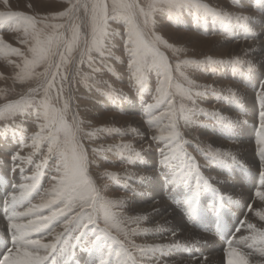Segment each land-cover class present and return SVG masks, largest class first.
Returning <instances> with one entry per match:
<instances>
[{
	"label": "bare ground",
	"instance_id": "obj_1",
	"mask_svg": "<svg viewBox=\"0 0 264 264\" xmlns=\"http://www.w3.org/2000/svg\"><path fill=\"white\" fill-rule=\"evenodd\" d=\"M199 1L217 12H235L238 15L240 14L230 3V0ZM69 2L65 3L64 0H56L54 3L41 2L40 0H8L7 8H5L3 4H0V12H4L7 9L8 11H15V9L19 8L20 11L25 12L26 15L31 14L29 13L31 10L27 7L29 4L31 5L30 8L38 10L40 14L49 16L52 14H59L62 9L68 6ZM241 3L245 10L243 14L254 16L256 19H258V17L262 18L258 23L250 20L248 25L254 32L260 34L256 35V40L264 41V32H260L261 29H264L263 13L260 11L258 13H253L254 11L249 13L247 8L249 7L248 5H250V0H241ZM261 11L264 12V8L261 9ZM159 16H161L162 19L160 18V20H158ZM155 20L158 26L156 34L160 35L173 47L182 49L178 54L179 59L192 57L195 60L211 58L216 61H228L237 58L253 59L264 56V44L259 46L258 42L255 41H240L241 38L234 34L242 28L238 30H234L233 28L230 35L228 32L222 35L220 31L224 32L223 29L217 27V25L220 24L219 20H215L211 16L201 17V15L193 9L182 10L178 16L172 17L169 16L167 11H161L156 15ZM76 21L78 23V20ZM168 23H171L173 27L180 28L181 30L176 31L174 29H168L164 26ZM124 29V40H126L127 25ZM90 30L91 21L88 25V31ZM12 33V38H8L5 35L2 37L9 39V43L16 45V39L21 37V44L23 46L20 47L17 45V50L20 51L22 48L23 51H21V53L25 59L28 56V46L23 38V33L20 35L16 32ZM109 41L110 40H108V42ZM108 44L111 45V50H114V47H116V43L114 42L112 43L110 41ZM253 47L257 48L254 52H252ZM245 51L250 52L251 55L245 56ZM7 54L8 52L4 49H0V87L6 86L15 88L19 80L17 78L19 70L17 65L21 66L24 60L17 56H15L13 60L10 58L7 59V57L5 58ZM115 60L117 64L113 65L114 69L117 70L116 73L121 72V75H117L116 84H112L110 80L104 78V74H101V71H89V75H86L94 79L102 76V82L107 84L108 87H112V90L118 92L116 97H119V100L116 102L114 100L108 101V97L103 96L104 93L97 99L95 93L90 92V90H88V96H85L87 92L79 93V86L77 83H74L73 87H70L68 92L73 90L75 93V95L70 96V103L75 110L74 119L77 126L76 128L78 129L77 135L79 139L82 138L89 144L88 148H86L89 156L88 166L92 168L94 164H99V162L101 164V160L110 161L113 165H120L117 167L110 166L107 171H111L113 174L124 173L127 175L125 178L119 176L124 178V180L121 179L117 184H113L112 186L108 184V190L112 192L110 188L115 190L114 187L116 186L119 189L128 190V195L120 194L115 192L117 191L115 190L112 192L114 196L109 197L106 193L108 190H106L105 193L103 188L98 191L101 197L107 198L105 202H112L114 205L112 211L121 215L124 209V214L127 215L129 219L127 224L122 227L128 234L127 240L135 243L136 246L171 243L173 239L184 244H198L194 249L189 247L187 249L172 251L170 255L162 258L161 264H226V250L229 247L227 240L228 237L232 235L230 241L233 244L239 243L241 245V250H245L250 255V264H258V262L264 260V257L251 255L252 250L248 248V244L251 243V240L243 239L244 237H250L251 233H249L246 228L238 233L236 232L241 220L245 218H247L248 222L255 224L257 228H264V222L259 221V219L254 216V213H247L250 203L253 204L254 211L264 208V205H260L259 202L253 203V194L260 186L259 169L261 167V161L257 154V141L260 136L258 117L262 106L257 96L261 91V84L264 83V67L249 74L243 70L228 66L230 68H226V75L224 76L229 82L226 79H224V81L220 78L218 79V77L204 79L200 74L193 75L187 69L183 70V75L194 83L197 85L203 83L202 86L210 85L218 92L222 93V97L226 94L228 95V89L242 95L241 104L237 105L231 100L227 103V100L224 99L226 103L224 102V106L220 105L221 108L217 107L219 103H215L214 100L211 102V97L208 95H202L199 98L194 95L196 98L195 100L199 104L202 105V102H207V105L203 108L205 111H217L222 115L228 116L233 121L231 127H224L213 120L214 123L212 122L210 127L206 126L207 130L204 132L206 136L201 137L193 133V124V126H191V124H186L185 121H182L183 124L180 122L177 124L182 130V136L189 137L188 139L184 137L185 140L190 141L193 145L203 146L204 148L210 146L213 149H220L221 151H231L236 155L240 165H242H225L217 162L208 166L203 165V163L197 160L199 176L207 179L208 183L205 184L203 180H201L199 187L196 189L197 195L193 201L192 193L195 183V174L186 172L180 183L176 186H170V180L180 169L181 163L176 162L178 160H173L168 166L161 167V171H156V164L154 162L155 153L159 148L163 147V143L144 142L147 136L152 137L153 135L160 134L157 128L148 125L147 120L151 119V115L153 114L160 116L162 112L154 110L150 115L145 106L151 101L152 96H156V93L151 92L147 83L143 84V87H141L139 81H133L129 75L128 63H125L123 67L124 60H118L116 57ZM203 66H206V73L214 74L215 70L210 69V67L213 68V66L207 64ZM77 68H74V72L77 71ZM42 69L43 68L40 70ZM257 73L262 74L257 78ZM125 75H127V77H125ZM228 77L231 80H229ZM156 78L159 80L158 77ZM251 81L254 82V87L252 84H246ZM27 87L29 86L27 85ZM193 89V93L203 91V88L199 89L198 87H194ZM40 92H42V95L36 97L39 101L44 99L43 89ZM68 92L65 91V99L69 97V95H66ZM56 95L57 93L55 92L51 93L50 98L53 100L52 106L57 109H62L63 102L57 103L54 99ZM28 117L26 113V115H23L20 121L16 123V126H9L7 127V132L0 133L3 139L0 140V263L2 264L3 259L1 258V254L4 253L5 249L10 248L9 251L13 252V255H15L13 249L16 247L12 244L11 233L6 227L8 210L4 207V201L11 194H18L16 190L21 185L20 183L23 182V172H25L31 164L28 160H31V162L34 161V159L36 161V158L39 162L41 160V157H36L37 155L35 154L38 150L35 153L31 148H25L24 151H20L22 144L31 143L30 138L39 131L38 124L43 123L42 119L36 121V132L30 134L29 130H31V127L29 126L30 124L27 123ZM142 117L147 120L143 121ZM191 123L193 122L191 121ZM194 123L196 124V122ZM86 125H89L88 129H91V132L95 134L91 137V140H89V138L86 140L83 133ZM98 128H106L107 130L118 129L119 131H109L105 134H99L100 131H98ZM148 128H150V130ZM115 133L116 136H113ZM165 134L167 133L165 132ZM1 143H5V145ZM123 144H131L133 150L140 151L142 153V159L135 161L132 165H127L126 160L119 152L116 154L117 150H114L116 146ZM86 146L87 145H85V147ZM156 146L157 149L155 148ZM109 148L113 150L111 153L108 150ZM93 149H97L99 156H104L100 161L99 159L96 160L93 158V154H95ZM145 149H147V151H145ZM154 149H156V151H154ZM41 150L44 149L41 148ZM17 152H19L24 160L22 162H17V170L13 172L12 159L10 160L9 157L6 159V156L3 154L12 153L14 155ZM122 163L123 165H121ZM154 169L155 171H153ZM141 176H145V178L140 180ZM130 177L135 178L132 179ZM95 182L98 187L101 188V182L99 180H95ZM53 184L54 180L48 187L50 188ZM203 196H207V201L211 203L213 207L222 206L226 210L229 225L225 230L221 231V227L218 226L216 208L210 207L208 211H198L197 201H200L198 199H203ZM122 201L124 203H120ZM23 210H26V207L22 209V211ZM137 217H141L142 219L137 220ZM22 222L26 223L27 221L25 220ZM128 227L130 229H128ZM157 228H162L164 231L157 232ZM134 229H136L138 233L144 235L145 239L134 236L132 234ZM144 229L148 231L144 232ZM209 229L213 230L214 233L211 235L202 233L203 230ZM173 232L178 233V235L173 237ZM221 233L227 239L225 243L222 239H218V241L215 239L219 237ZM233 237H235V239H233ZM32 238H35V236ZM42 240V242H50L46 240L44 236ZM10 245L12 247H9ZM80 245L81 244L78 243L75 249L68 250L67 253L58 247L57 251L54 252L53 256L49 259H54L57 262L60 259V263H63V261H76L77 258L78 264H99L100 253L102 249L106 248L105 246L107 243L105 237L101 236L100 239L88 249L83 248V245L79 248ZM197 256L207 257V260L194 261V257ZM135 257V261L137 258L141 261H136V264H152V257L150 255L141 257L139 253V256ZM106 259L111 261V264H118L119 260L118 257L112 256L111 254L107 255ZM57 262L54 264H57Z\"/></svg>",
	"mask_w": 264,
	"mask_h": 264
},
{
	"label": "snow or ice",
	"instance_id": "obj_2",
	"mask_svg": "<svg viewBox=\"0 0 264 264\" xmlns=\"http://www.w3.org/2000/svg\"><path fill=\"white\" fill-rule=\"evenodd\" d=\"M68 3L69 0H64ZM233 7L240 14L217 12L207 5L201 4L199 0H71L70 7L67 11L60 12L57 16L37 18L30 15H25L21 12H0V25L12 24L17 33H23V38L28 46V52L31 54V60H25L23 54L16 48L10 47L4 43L3 37L0 36V48L6 49L8 53L14 54L24 60V72L31 78L30 71L44 65L45 71L40 75L44 77L43 96L44 99L36 102L35 114L37 120H43V123L38 124L39 131L33 135L31 143L22 144L20 151L25 148L33 149L35 153L40 149L42 143L47 144L48 157L56 155L58 162L55 167L56 177L54 184L46 190L40 198L39 203H31L32 194L39 187L42 169L47 163L45 157L41 163L35 165V170L30 176H23V182L16 191L18 194L9 195L4 201V207L8 210V218L6 227L11 233V242L14 246L13 252L9 251L3 255V264H52L50 257L57 251L58 247L68 252L70 247H75V242L80 241L85 229L89 225L94 226V239L91 243L94 245L101 236H107L117 243L121 249H125V245L112 235V229L117 233H123L125 240L128 234L121 227L122 218L112 208V202L102 201L93 186L91 179L87 174L88 159L83 149L79 144L76 133L65 122V116L69 111L70 97L65 99V86L71 87V78L67 72V66L72 62L74 51L80 44L81 33L78 24L73 23L76 18V13L81 9L86 15H90L91 21V43L88 47V52L99 53L101 59H105V52L110 49H105V38L109 36L108 24L109 21L120 22L123 20L127 25L126 40L124 48L128 55L129 75L133 81H139L143 87L146 73L150 70H156L159 79V87L157 88V96L154 102L146 105V110L151 115L154 110L160 108L162 104H166L167 110L162 111L160 116L151 115V119L147 120L150 127L157 128L160 131L159 135H153L151 140L155 143H163V147L159 148V165L166 167L173 160H182L180 169L176 175L170 180V186H176L183 179L185 171L195 174V183L193 185V201L197 195L196 189L199 187L201 180L205 184L207 179L199 176L198 165L195 159L184 151V144L180 131L177 128L178 119L173 104V69L168 63L167 57L161 51V47L173 55H178L182 49L175 48L167 43L160 35L156 34L157 24L155 17L161 11H167L169 16H178L182 10L193 9L201 15V17L211 16L225 25L239 26L244 28L248 35L245 37L249 42H258V45L264 44V41H257L256 35L249 28L248 22L254 19V16L245 15L244 7L241 0H231ZM5 8L8 7V0H0ZM43 20H68V24H49L43 23L37 27V21ZM65 30L69 32V38L65 39ZM260 32H264L261 29ZM51 33V34H48ZM117 35V33H111ZM29 37L31 40L29 41ZM239 42V41H237ZM110 43V41L108 42ZM257 48L253 47L252 52ZM251 53L245 51V56H250ZM115 59V57H112ZM58 60V62H54ZM119 62V61H118ZM89 66L94 72H99L100 69L94 67V61L89 58ZM207 64L215 66L217 64H231L235 68L245 71L246 73H254L261 67H264V56H259L253 59L237 58L231 61H216L209 58L207 61H183L185 66L189 64ZM54 69V70H53ZM109 70H111L109 66ZM178 73L181 71V65L178 63L175 69ZM187 80V77H185ZM106 83V82H105ZM189 86L203 88V91L192 93L182 88L176 89V95H183L187 100H190L193 105L196 101L193 99L204 95L206 92H212L214 95H221L212 86H196L191 80H187ZM261 91L257 96L259 103L262 106L258 120L260 136L257 141L258 156L261 161L259 169L260 186L254 192L253 203L259 202L264 205V83L261 84ZM227 99L235 102L237 105L242 102V95L231 89H228ZM34 93L39 94L40 89H34ZM57 93L54 98L57 103L63 102V108L57 109L52 106L51 93ZM34 105L28 102L18 104H8L4 109H0V119H14L16 116H23V108L31 109ZM191 116L195 117L203 115L214 120L224 127H231L233 121L225 115L217 111H205L193 107ZM180 117L185 122H191L189 117L185 116V110L181 109ZM78 131V129H77ZM98 131L118 132V129H99ZM165 132L167 134H165ZM93 137L95 134L89 132L87 134ZM143 138V137H141ZM112 151L111 148L108 149ZM116 150L126 160L128 165H132L137 160L142 159L140 151L133 150L131 144H123L116 146ZM147 151V149H145ZM198 153L210 163H221L225 165H240L236 155L231 151H221L213 149L210 146L204 148L197 146ZM97 153V149H93ZM13 162L12 171L17 170V162H22L23 157L17 152L11 158ZM31 163V160H28ZM242 166V165H240ZM135 178V177H130ZM145 176H141L143 180ZM231 199V198H228ZM120 203H124L123 201ZM30 205V206H29ZM26 207V210H23ZM247 213H254V216L259 221L264 222V208L260 210L253 209V204L248 205ZM137 220L142 219L137 217ZM27 221L26 223L22 221ZM104 227H100V223ZM246 228L250 237H244V240H251L248 248L252 250L251 255L264 257V228H257L253 223L248 222L247 218L241 220L237 233ZM147 232V229L143 230ZM157 232L164 231L162 228H157ZM36 234H41L50 242H42L41 239H33ZM133 235L139 234L136 229L133 230ZM178 233L173 232L172 236ZM235 239V237H233ZM229 247L226 250V264H250V255L241 250L239 243L233 244L228 242ZM198 244H184L173 239L171 243L134 246L137 247L141 257L151 256L152 264H161L163 257L170 255L172 251L178 249L195 248ZM111 253L110 248L102 249L100 253L99 264H111V261L106 259V256ZM70 254V253H69ZM117 257H127L126 260L119 261L118 264H136L135 259L125 249L123 253L117 252ZM195 260H207V257H194ZM264 264V260L258 262Z\"/></svg>",
	"mask_w": 264,
	"mask_h": 264
},
{
	"label": "rangeland",
	"instance_id": "obj_3",
	"mask_svg": "<svg viewBox=\"0 0 264 264\" xmlns=\"http://www.w3.org/2000/svg\"><path fill=\"white\" fill-rule=\"evenodd\" d=\"M40 1L41 2L54 3V1H56V0H40ZM69 1L70 2L68 4V6L65 9H62V11H67L68 7H70L71 0H69ZM200 3L201 4H204L202 2H200ZM30 6L31 5H29V4L27 6L31 10V11H29V13H31V14H27V15H30V16L33 15L34 17L42 18V17H53V16H57L58 15V14H52V15L47 16V15H44V14H40L38 12V10L33 9V8H30ZM208 8H209V6H208ZM6 11H8V9ZM6 11H4V12H6ZM247 11H249V13H252L253 12L252 9H250L249 7L247 8ZM12 12H21V13H23V14L26 15V13L23 12V11H20L19 8L15 9V11L12 10ZM249 16H251V15H249ZM160 18L162 19V17L159 16L158 17V20H160ZM213 19H215V18H213ZM76 20H78V23H77ZM215 20H217V19H215ZM252 20L258 23V22H260L262 20V18L261 17L260 18L258 17V19L254 18ZM74 22H76L79 25V27H80L81 40H80L79 46L77 47V49L73 53L72 62L67 66V72H66V74H68L70 76V78H71V87H73V84L74 83H77L78 86H79V90H78L79 93L80 92L81 93H86L87 92L85 94V96H88V90H90V92H94L95 93V97L97 99H99L100 98L99 96H101L104 93L103 96H107L108 99H109L108 101L114 100L116 102L117 100H119V97H116V94H118V92L112 90V87H108L107 84H104L102 82V78H103L102 76H100L97 79H94L93 77L87 76V75H89V73H88L89 71H93L91 69L92 67L89 66L88 60H89V58H91L95 62L94 63V66H96L97 68L100 69L101 74H104L103 75L104 78L110 80L112 84L113 83L116 84L117 83V77L119 75H121V72L120 73H116L117 70L114 69V66L113 65H116L117 62H116L115 59L112 58V56H115L118 60H124L123 61V67H124V64L125 63L126 64L128 63V59H129L128 58V55L126 54L125 48H124V42H125V40H124L125 39V35H124L125 32H124V30L125 29L124 28L126 27V23L123 20H121L120 22L111 21V20L109 21V24H108L109 36L105 38V49H110V52L109 51H106L105 52V59H101L99 53H97V52L94 51L91 54H89V52H88V47H89V45L91 43V30L88 31V25L90 23V15H86L84 13V11L81 9L78 13H76V18L73 21V23ZM43 23H49V24H52V23H55V24L64 23V24L67 25L68 24V20L65 19V20L61 21V20H51V19H49L48 21H43V20H39L38 19V21H37V27H40ZM219 23L220 24H218L217 27L218 28L221 27V29H224V30L225 29L226 30H232L233 28L235 29L236 27H239V26L225 25V24H223L221 22H219ZM164 26L167 27L168 29H174L176 31L177 30H181L180 28L173 27L171 25V23L165 24ZM14 28H15V26L12 25V24H10V23L9 24H4V25H0V35L1 36H4L5 35L8 38H12V35H13L12 32H14V33L16 32L14 30ZM61 31L64 32L65 39H68L69 38V32L68 31H65V30H61ZM21 33H17V34L20 35ZM111 33H117V35H114L113 36V35H111ZM48 34H51V33H48ZM16 40H17V45L18 46H20V47L23 46L21 44V41H22V38L21 37H18V39H16ZM30 40H31V37H29V41ZM108 40H110L112 43L113 42L116 43V47H114V50H111V45L108 44ZM3 41H4V43L8 44L10 47L17 49V45L16 44H13V43L12 44L9 43V41H10L9 39L3 38ZM0 49H3V48H0ZM4 50L6 52H8L6 49H4ZM21 51H23L22 48L20 49V52ZM161 51L167 57L168 63L170 65V67L173 69V71H172V77H173L174 87L170 91H171L172 96H173V104H174V108H175V111H176V117H177L178 121L181 124H183V122L185 121L183 118L180 117V111H181V109H184L185 110V116L186 117H189L190 118V121L193 122V123H191V122H187V123L185 122V123L186 124H191V126L194 125L192 127L193 128V130H192L193 133L197 134L198 136L205 137L206 135H204V132H205V130H207L206 129V126L210 127L211 126L210 124H212V122L214 123V121L212 119H209V118L203 116V115H198V116H195V117H192L191 116V111L190 110L193 107H197L198 109H203L207 105V102H202V105H204V106H202L201 104H199L195 100L196 103H195V105H193L192 102L190 100L185 99L183 97V95H176V89L177 88H182V89H185L187 91H191L192 93L194 91V89H193L194 87L189 86L188 83H187V80H190V79L187 77V80H186L185 79L186 76H184L182 72H183L184 69H187L193 75L200 74L201 77L204 78V79H211V78L218 77V79L220 78L221 80L224 81V79H226L225 76H224V75H226V71H225L226 68L228 66H230V67H234V66L231 65V64H217L216 66H213V68L210 67V69L215 70V72H216V73L214 72L213 75H215V76H213L212 74H208V73L205 72V67L206 66H203V65H206V64H198L197 63V64H189L187 66H185L183 64V61H186V60L187 61H207L209 58L195 60L194 58L191 57V58L179 59L178 55H173L171 52L163 49L162 47H161ZM27 53H28L27 54L28 56L25 58V60H31V58H32L31 57V54L28 51H27ZM15 56L16 55H14V54L8 53L5 56V58L7 57V59L10 58L11 60H13ZM0 60H1V58H0ZM231 60H233V59H231ZM231 60H228V61H231ZM54 62H58V60H56ZM178 63L181 65V71L179 73L175 70L176 69V65ZM17 66L19 68L18 75H17V78L19 80L17 81V84H16L15 88L6 87V86L0 87V109H4L5 106L8 105V104H18V103H22V102L32 103L34 105L33 108H31V109L23 108L21 110L24 112V115H26V113H27V115L29 116L27 118V123L30 124L29 126L31 127V130H29L30 131V134H33V133L36 132L35 126H36V121H38L37 120V117H36V114H35V107H36V102L39 101V99L36 98V97L39 96V95H42V92H39V94H36V93L33 92V90L34 89H40V91H41L43 89L44 77H42L40 74L45 71V66L42 65V66L36 68L34 71H30L29 74H30L31 78H28V76L24 72V61L21 63V66L20 65H17ZM109 66H110L111 70H109ZM230 67H228V68H230ZM41 68H43V69L40 70ZM74 68H77V71L74 72ZM122 71H123V69H122ZM260 71H263V70H260ZM261 74L260 73H257V78ZM125 77H127V75H125ZM156 77H158L160 79V77L157 74V71L156 70H150L145 75L144 84L147 83L149 85V87H150L151 92L156 93V96H157V88L159 87V80H157ZM228 79L231 80L229 77H228ZM246 84H248V85L252 84L253 87H254V82L253 81L247 82ZM27 85L29 87H27ZM117 85H119V84H117ZM193 85L202 86L203 83H200V84L197 85L196 83L193 82ZM65 88H66V92H68L69 88H68L67 85L65 86ZM198 88L200 89V87H198ZM66 95L67 96L69 95V97H70L72 95H75V93H74L73 90H71L70 92L66 93ZM204 95L210 96L211 97V102L214 100L215 103L216 102L219 103L217 105L218 108H221L220 105L221 106H224L225 103L226 102L228 103V101H229V99L226 98L227 97V94L224 97H222L221 95H219V96L214 95L213 96V93L212 92H206ZM156 96H152L151 97V101H149L148 104L153 103L154 102V98ZM220 98H223V99H220ZM193 99H196V98L193 96ZM224 99H226L227 101L225 102ZM52 103H53V100H52ZM166 109H167L166 104H162L160 106V108L156 109V111H161L162 112V111H166ZM74 111L75 110H74L72 104L69 103V111H68L67 115L65 116V122L76 133L77 140H78L79 144L83 146V149H84V151H85V153L87 155V159H89V156H88L87 151H86V148H88V145L89 144H87V142L85 140H83L82 138L79 139V137L77 135V128H76L77 126L75 124ZM153 115H155V114H153ZM125 116H123V117H125ZM21 118H22V116H16L14 119H8V120L0 119V128H1L0 129V133L7 132V129H8L7 127H9V126H16V123H18ZM142 120L144 121V120H147V119L146 118L144 119L142 117ZM194 122H196V124ZM88 127H89V125H86L85 126V131L83 133H84V135L86 137V140H87V138H89V140H91V137L87 135L89 132H91V129H88ZM177 128H178V130L181 133L182 130L179 127V125H177ZM99 129H105V130H107L106 128H98V130ZM148 129L150 130V128H148ZM107 132H109V131L99 132V134L100 133L105 134ZM113 136H116V133L113 134ZM181 136H182V134H181ZM184 137H186V136H184ZM184 137L182 136L183 141H187L188 142V143L184 144V146H183L184 151L188 155L192 156L195 159L196 164L198 165V161H200L201 163H203V165H208V166L211 165L212 163L206 161L198 153V151H197V145H193L190 141L185 140ZM186 138L188 139L189 137L187 136ZM0 140H3L2 139V135H0ZM145 141L146 142L148 141L150 143L153 142L151 140V137L150 136H147V138L144 140V142ZM1 144L2 145H5V143H1ZM85 145H87V146L85 147ZM41 148L44 149V150H41ZM155 148L157 149V146ZM156 149H154V151H156ZM114 150H116V148H114ZM112 151H109V152L111 153ZM117 152L118 151H116V154H117ZM11 154L12 153H5L3 155L6 156V157L4 156L6 159H8V157H9V159L11 160V158L13 157V154L12 155ZM35 154L37 155L36 157H38V156L41 157L40 162L38 161L37 158H36V161L34 159V161H32L31 164L29 165L28 169L25 170V172H23V175L22 176H30V175H32V173L35 170V165L38 162L41 163V161L45 157H48L46 143H42L40 149ZM195 154H197V155H195ZM9 155H11V156H9ZM102 157H104V156H99L98 153L93 154V158L96 159V160L99 159V161H100ZM57 158L58 157L56 155H53V156L47 158V163L45 164V166L42 169V175H41V178H40L39 187L35 191V194L34 193L32 194L31 203H38V202H40L41 196L43 195V193L46 190H48V188H49L48 186H50L52 184V181L54 180L53 178L56 177L55 164H57V162H58V159ZM158 158H160V157H159V151L157 150L156 153H155V161H154L155 164H156L155 169H156V171H161V167H160V165L158 163V161H159ZM177 160L178 161H176V162L181 163V164L183 163L182 160H180V161H179V159H177ZM32 165H33V167H32ZM118 165H120V164H118ZM118 165H113L110 161H102L101 160V164L99 162V164H94L92 166V168H90L89 166L87 168V174H88L89 178L91 179V181L93 183V186H94V188L96 190V193L98 194L99 198L102 201H107V198L101 197L100 196L101 194H99L98 191L103 188V191L105 193V191L108 190V184H111V186L113 184H117V183H119L118 181H121V179L124 180V178L127 176L124 173H122V174H120V173L113 174L111 171H110L111 173L109 171H107L108 167H110V166L111 167H117ZM121 165H123V163ZM155 169L153 171H155ZM186 172L187 171H185V173ZM119 176H123L124 178L119 177ZM95 180H99L101 182V184H102L101 188L98 187V185L95 182ZM129 184L131 185L130 182H129ZM110 189H111L112 192L115 191V190H117L115 192H118V193L123 194V195L124 194L125 195H128L129 194L128 193V190L125 191L122 188H120L121 189L120 190L116 186L114 187L115 190H112V188H110ZM112 192H110L108 190L106 193H107V195L109 197H113L114 196L113 195L114 193H112ZM219 197L222 198L221 196H219ZM206 201H207L206 199H203V202H202V199H201V203H204ZM119 216L122 218V221L123 222L121 223V227H123V225H126L127 222H128V220H129L128 217H127V215L124 214V209L122 211V214L119 215ZM2 218H4V217H2ZM102 224L103 223L101 222L100 223V227L101 228L104 227V225H102ZM218 226H220L222 228V224H219ZM93 228H94V226L89 225L88 229H85L84 234L81 236L80 241L75 242V247H70L68 250L75 249L76 246L78 245V243L81 244L79 248H81L82 245H83V248H86V249L90 248V246L92 245L91 241L94 239ZM128 229H130V228L128 227ZM112 235L113 236H116L117 239L120 240V242L125 245V249L128 250L129 254L133 258L135 256H137V257L139 256V252H138L137 248L134 247V246H136V244L133 243V242H130L128 240H125V237H124V234L123 233H117L115 229H112ZM134 236H136L137 238L145 239L144 235H142L141 233H139L137 235H134ZM103 237H105L106 243H107V245L105 247L111 249V253L110 254L112 256H116L117 257V255H116L117 252H121V253L124 252L125 249H121L120 246L117 243H115L112 239H110L107 236H103ZM42 238H43V235L36 234L35 235V238H33V239H41L42 240ZM118 259H119V261H123V260H126L127 257L121 256V257H118ZM59 260H58V263L57 264H71V262H69V261H63V263H60L61 261H59ZM53 261H56V260L53 259ZM76 261H77V258H76ZM136 261L137 262H141L140 259H138V258H137Z\"/></svg>",
	"mask_w": 264,
	"mask_h": 264
},
{
	"label": "crops",
	"instance_id": "obj_4",
	"mask_svg": "<svg viewBox=\"0 0 264 264\" xmlns=\"http://www.w3.org/2000/svg\"><path fill=\"white\" fill-rule=\"evenodd\" d=\"M230 3H231V0H230ZM248 6H249L250 9H252V11H254V13H258L260 11L261 13L264 14V12L261 11V9L264 8V1L263 0H250V5H248ZM240 28H242V27H236L234 30H238ZM240 30H245V29L242 28ZM223 31H224L223 33L229 32L228 34L230 35L231 34V31H233V30H224L223 29ZM238 31H236L234 34L238 35ZM223 33L221 32L222 35H223Z\"/></svg>",
	"mask_w": 264,
	"mask_h": 264
}]
</instances>
